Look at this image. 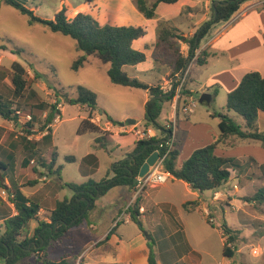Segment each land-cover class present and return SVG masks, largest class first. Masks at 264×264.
Listing matches in <instances>:
<instances>
[{
	"label": "trees",
	"instance_id": "trees-1",
	"mask_svg": "<svg viewBox=\"0 0 264 264\" xmlns=\"http://www.w3.org/2000/svg\"><path fill=\"white\" fill-rule=\"evenodd\" d=\"M5 3L22 15L29 18V23H39L46 26L51 32L59 33L72 38L79 51L83 53L73 64L74 70H79L86 63L89 57H95L103 64L110 65L107 71L110 81L119 86L145 90L149 93L150 99L146 105L145 120L148 125H158V118L165 102L172 101L175 96L180 80L173 83L170 91H164L161 85L150 86L137 79L130 78L124 71L126 66H135L146 61L144 52L133 47V43L144 37L147 30L143 26H133L118 23L112 20L100 21L96 16L86 11H78L73 16L69 15V7L65 3L52 20L38 17L35 12L27 8L17 0H4ZM94 0H87L86 6ZM137 10L147 19L156 18V10L160 3L175 4L179 0H133ZM214 3L211 6V19L204 22L195 34L186 37L175 29L171 22H160L157 29V45H163L174 49V72L173 78L185 72L196 52L201 46V42L208 36L211 30L218 24L228 22L232 16L238 12L241 5L249 0H209ZM89 2V3H88ZM189 9L186 10L188 12ZM175 41H181L189 45V54L184 56L175 49ZM0 50L7 51L6 45H0ZM22 49H11V53L22 55ZM209 54L200 51L195 60L199 66H204ZM11 82L14 87V96L22 98L28 88L26 80V69L18 62L11 66ZM36 78L39 75L35 74ZM188 76L182 85L181 95L191 96L192 92L187 88ZM77 97L68 99L71 105H86L92 111L98 109L97 95L84 86L77 87ZM170 94V96H168ZM217 91H215V95ZM34 98L32 105L31 120L24 124L25 136L17 140L24 151L23 166L28 167L32 161L37 160L41 167L48 168L49 172L58 174L61 180L62 166L55 169L57 154H52L51 162L42 156V147L52 142V127L55 119L61 112L58 103L47 104L41 101L40 96L34 91L31 92ZM158 97H161L158 99ZM154 98V100H151ZM184 103L180 101L178 104ZM180 107V106H178ZM226 108L238 114L244 121V125L238 124L228 114L220 115L219 129L220 138L207 146L196 149L191 156L183 162L181 167H177L179 151L174 150L164 161V169L173 179L187 183L191 190L204 193L207 191H218L226 186L231 178V169H239L241 163L234 159L219 156L216 150L221 142H225L230 137L241 140H253L264 143V131H260L258 117L260 112L264 113V77L258 72H249L244 75L239 85L228 94ZM17 112H20L17 114ZM47 113L44 119L41 118ZM107 115L106 111H102ZM22 112L14 111L11 104L0 98V117L11 122H18ZM27 116V115H26ZM108 116V115H107ZM93 113L84 119L78 130V135L87 133L98 134L96 143L106 149L109 141L104 139L100 126L95 124ZM108 119L116 124V121L108 116ZM44 120V121H42ZM120 124V123H119ZM36 125H41L39 133H43L40 139L29 138L30 135L38 133ZM164 129V128H163ZM158 138H144L137 141L135 149L124 159L112 165L108 177L95 181L89 179L82 184L64 183L62 186L69 188L73 192L70 199L59 202L51 212L50 222L39 218L40 206L26 197L21 192V187L13 184L9 193V202L13 205L16 214L12 215V209L0 199V222L3 221L0 230V264H20L23 261L34 258L37 264H71L67 259L59 262L48 259L47 249L60 243L69 233L70 229L80 226L88 217L89 212L95 208L96 202L105 196L112 188L119 186L133 187L136 185L140 169L146 159L157 149ZM16 145V143H14ZM13 144V145H14ZM12 147V146H11ZM9 150L7 155L0 150V170L8 172L15 164L16 154L19 152L18 145ZM25 148V149H24ZM1 149V145H0ZM29 153V154H28ZM68 163L76 162L74 156H67ZM85 165L90 166L86 168ZM97 168V159L91 154L82 160V173L90 174ZM36 171V169H34ZM55 170V171H54ZM113 174L111 178L109 175ZM37 184V181L31 185ZM264 189L260 190L255 199L262 201ZM188 206V205H186ZM135 213V211H133ZM136 221L134 215L132 216ZM37 222L38 226L31 232L30 223ZM211 224L210 222H208ZM223 231L227 240L223 247V254L228 259L235 257V251L228 247V243H233L236 238L234 231L223 226ZM154 240L149 244L148 264H157L154 252ZM43 254V256H42ZM235 264V263H233Z\"/></svg>",
	"mask_w": 264,
	"mask_h": 264
},
{
	"label": "rangeland",
	"instance_id": "rangeland-1",
	"mask_svg": "<svg viewBox=\"0 0 264 264\" xmlns=\"http://www.w3.org/2000/svg\"><path fill=\"white\" fill-rule=\"evenodd\" d=\"M17 1L33 10L38 17L43 19L52 20L55 14L66 3L69 7L70 16L82 10L91 11L100 21L112 20L110 17H107L106 13L100 11L101 8L92 7V5H95L93 1V3L88 2V6H86L87 0ZM202 16L199 14L195 18V21H199ZM0 45L8 47L7 51L3 52L0 50V95L3 100L11 104L14 111L20 110L22 112V116L18 122L7 121L0 117V150L7 155L9 148L13 149L15 148L14 146L18 145L20 149L16 154L14 166L8 172L0 170V199L3 203L5 205L10 203L7 191V189L11 188L10 182L11 185L13 182L17 185L21 184L30 187L28 189L32 192L42 187L44 190L47 181H49L51 187L53 186L54 189H56V184H60V182H63V184H82L87 182L89 178H83L79 172V160L90 153L96 154L99 158V168L96 174L90 178L96 181L105 178L110 172L112 165L123 159L126 147L132 141V138L128 135L115 136L113 144L108 149H104L98 147L100 145L96 144L95 139L97 135L89 133L84 136H78L77 130L83 119L89 116V111L81 105L69 104L68 99L76 98L78 95L77 87L84 86L97 95V110L100 112V114L97 113V116L103 120V124L106 122V115L102 111H107L112 116H115V114H119L122 111L128 112V110H132L133 115L131 119L142 123L145 118V106H143L145 91L113 84L107 74L110 65L103 64L95 57H91L90 61L79 70H74L72 68L74 62L83 55L78 50L76 42L70 37L51 32L42 24L35 23L31 25L27 16L22 15L15 8L7 5L4 0H0ZM11 49H22L25 52L22 55H16L10 52ZM10 57L15 58V61L26 69L28 88L22 98L14 96V87L10 77L13 63ZM147 66L148 62L143 65L145 67L142 68L143 70L138 71L133 66H126L124 67V71L130 78L137 75V79L142 82L155 83L156 78H160L167 69L165 66L157 65L155 72H152L145 70ZM199 71L203 73L207 70L200 69ZM189 73H191L189 86L195 91L193 99L197 103L195 111H197L199 122H206L205 118L211 121L212 117H214H211V115L215 114L217 117H220L222 108L226 109V94L223 92L218 97H215V100L210 104L200 103L199 99L205 93L203 87L200 85L201 79L195 75L193 70H189ZM35 74L39 75V78H36ZM167 82L169 84L167 91H169L172 83L170 80H167ZM34 91L40 96L41 101L47 104L58 102L63 107L60 121H57L58 123L55 121L51 125L52 129L54 128V142L43 146L41 152L44 159L48 162L52 159V154L58 153L56 167H63L61 170L62 180L59 179L58 174L55 172L51 174L47 167H41L35 159L28 167L23 166L25 155L22 145L17 140L26 134L24 132V124L28 120L25 118H27L26 115L31 114L32 105L35 103L31 95V92ZM208 111L210 114H208ZM262 115L263 119L260 118L258 123L260 131H264V114ZM182 117L181 115L180 118L182 119ZM41 118L44 119L43 116ZM231 118L240 125L244 124L243 119L236 113L232 112ZM127 120L124 119L119 122L128 125ZM119 122L116 121V127L119 125ZM159 122L162 124L164 121L160 119ZM178 126L177 135L181 137L178 141L180 147L179 161H181L187 154V149L185 150L187 140L192 141V137L188 136V133L186 134V122L179 121ZM40 127L41 125H36L35 130L33 129L32 132H38ZM215 130L219 132L218 126L215 127ZM114 131H117V128ZM185 134L186 141L185 136L182 138V135ZM40 136L39 132L33 135L35 139H38ZM110 136V132L108 131L107 134L103 135L104 139L108 141H110ZM244 142H247L244 145L246 147L249 145L263 148L259 152L251 150L249 154L255 156L256 160L258 159L264 163V143L253 140H246ZM131 146L129 145V147ZM244 153L246 155L248 152L245 151ZM233 154L236 155L238 153L235 152ZM66 156H74L78 161L76 163H68L65 159ZM250 170L251 173L246 178H240L233 171L231 174L232 181L229 182V186L226 188L230 192H223L219 196L218 201L213 200L214 191L203 193L202 198L209 205L208 214L204 211V217L197 211L190 215L179 212V221L185 229L186 235L202 255V264H224V262L228 261L223 254L221 231L224 225L231 228L234 224L238 226L240 223L243 224V227H240V229L244 234H241L240 231L232 227V231L236 230L234 231L235 234H233L236 240L233 243L227 244L228 247H231L235 251V257L232 260L235 261V264H264V197L262 201L258 199L254 200L256 195L260 194V190L264 189V164L260 167L256 162ZM253 177L254 180L252 179ZM34 181H37V184L31 185ZM235 184L239 185V190L233 189ZM62 185L63 189L60 188L54 194L55 196H53L57 204L65 198L70 199L73 195L69 188ZM159 188H148L146 192L155 193L156 199L161 200L164 197V190L159 191ZM179 190L184 194L181 187ZM234 193H237L238 199L232 196ZM177 196L183 195L179 193ZM111 200V198L106 200L104 205H109ZM231 203H233L232 206L227 207ZM89 214L90 216H95L97 227L99 229L103 228L107 216L105 217L104 214L97 210L93 214ZM62 241L59 243L61 245L58 248L51 251L52 255L55 254V258L64 256V253L67 252L63 247ZM172 241L176 246L175 254L177 259L180 258L182 260L186 253L183 234L177 232ZM22 264H26V262ZM33 264H37L34 258Z\"/></svg>",
	"mask_w": 264,
	"mask_h": 264
},
{
	"label": "crops",
	"instance_id": "crops-1",
	"mask_svg": "<svg viewBox=\"0 0 264 264\" xmlns=\"http://www.w3.org/2000/svg\"><path fill=\"white\" fill-rule=\"evenodd\" d=\"M153 1L155 0H150V2ZM93 2L95 5H92V7L96 6L101 8L100 11L106 13L108 15L107 17H110L112 21L133 26H143L146 28V35L136 40L133 43V47L138 51L144 52L147 59L145 62L133 67L136 71L143 70L142 68H145L143 65L148 62V66L145 70L155 72L157 65L165 66L167 68L166 71L160 78H156L155 83L143 82L150 86L161 85V87L165 89L169 86L167 80H170L172 84L175 83V78H173V61L175 58L174 49H170L169 46L157 45V29L159 23L165 21L171 22L172 26L180 33H183L186 37H191L204 22L211 19L212 3L209 0H179L175 4L160 3L156 10V18L154 19L145 18L144 15L137 10L133 0H94ZM187 9H189L188 12H186ZM86 12L94 15L91 11ZM199 14L203 15L202 18L199 21H195V18H197ZM174 45L175 49L179 50L185 57L188 56V44L175 41ZM202 50L209 54L206 64L204 66H199L194 60L189 66L190 70H193L195 75L201 79L200 85L203 87V91L212 95L211 102L223 92L228 97V94L239 85L244 75L249 72H258L264 77V0H249L243 3L238 12H236L228 22L220 23L211 30L208 36L202 40L201 46L196 53H200ZM5 53L7 54V52ZM167 57L169 58L166 59ZM90 58L91 57L88 58V62ZM10 60L12 63L16 62L13 57H10ZM200 69H205L207 71L201 73V71H199ZM133 79H137V75L133 76ZM190 80L191 73L188 74L187 88L192 92L191 96L188 97L193 98L195 91L189 86ZM215 91H217L216 95ZM0 98H2L1 95ZM149 99V93L145 91L143 101L145 114ZM181 104H177L175 99L165 102L160 117L158 118V125H148L145 118L142 123L135 120L136 123L134 125H125L119 121L131 119L133 115L132 110H128V112L122 111L119 114H115V116H112L106 111L111 119L120 123L117 127L108 119L107 115L106 122L103 124V120L97 116V113L100 114L98 110L92 111L86 105L81 106L85 107L89 111V114L91 112L93 113L94 119L92 121L95 124L100 126L103 131L110 132V141L106 149L113 144L115 136L128 135L132 138V141L129 142V145L132 146L129 147L128 145L126 147L123 159L133 152L137 141L153 137L162 139L166 135V131L163 128L170 120L176 119L178 122H186V134L188 133V136L192 137V141L189 139L187 140L185 146V150L187 149L186 157L182 158L181 161H179L180 155L178 157L177 167L179 168L196 149L216 142L221 135L220 129L219 132L215 130L216 126L219 128L220 117H217L215 114L211 115V117L214 116L211 121L205 118L206 122H199L197 111H194L191 115H184L177 109ZM58 108L62 114V105L58 104ZM221 111V115L228 114L230 117L232 116L233 111H228L227 108H222ZM46 114L45 112L43 117H45ZM208 114H210L209 111ZM262 114L264 113L260 112L258 123L260 118L263 119ZM181 115L183 116L182 119L180 118ZM160 119L164 121L162 124L159 122ZM59 121L60 116L58 122ZM116 128L117 131H114ZM52 131H54V128ZM53 133L54 132H52V143L54 142ZM186 134L182 135V138L185 136V141ZM95 135H97V138L99 137L98 134ZM42 136L43 135L38 139ZM180 138L181 137L178 136L176 132L175 149L178 151L180 149L178 144ZM244 141L246 140L241 141L239 138L230 137L225 140V142H221L216 150L217 155L234 158L241 163L239 169H231V174L234 171L240 178L249 177L251 173L250 169L256 162L260 167L264 164L262 161L256 160L255 156L249 154L251 150L259 152L263 150V148L256 146L252 147L248 144V147H246L244 145L247 142ZM9 150L12 149L9 148ZM245 151L248 152V155H245ZM235 152L238 154H233ZM56 154L58 158V153L56 152ZM91 154L97 159V168L90 174L82 173V160ZM76 161H78L77 158ZM85 166L86 168H90L88 165ZM56 168L55 165V169ZM98 168L99 158L94 153L87 154L79 160V172L83 178L92 179L90 177L96 174ZM112 176L113 174H110L109 178ZM106 177H108V174ZM252 179L254 180V177ZM230 181H232V178H230L223 191L222 188L214 192V201H218L219 195L223 192L225 193V189L229 186L228 184ZM13 184L12 182V185ZM62 184L63 182L56 184V189H54L53 186L51 187L49 181H47L44 190L42 187L35 192L30 191L28 189L30 187L21 184L18 186L21 187V192L26 197H29L40 206L39 218L50 222L51 212L57 205L56 199L53 196H55L54 194H56L60 188L63 189L61 187ZM12 185L10 182V187ZM238 186L239 185H237V187ZM180 187L183 189L184 194L180 192ZM161 190H164V197L161 198V200L156 199L154 196L155 193L145 191L138 199L135 206L129 207L133 199V187L119 186L112 188L105 196L96 202L95 208L89 212L93 214V212L97 210L104 214L105 217L107 216L103 228L99 229L95 223V216H90V214H88L87 219L80 226L70 229L68 235L63 239V247L67 250V252L64 253L65 255L55 258V254H51L52 250H55V248L61 245L56 243L54 246L52 245L47 249L46 255L48 259L56 262L67 259L71 264H75L80 257H82V264H148L150 253L149 244L154 240V252L157 264H202V255L200 251L192 244L179 221V212L190 215L197 211L200 215H203L204 211L207 212L209 209L207 201L202 198L204 194L191 190L187 183L173 179L171 176L166 184L160 186L159 191ZM179 193L183 196H177ZM216 194H219L217 196L218 198H216ZM186 195H188V197H186ZM232 196L238 199L237 193H234ZM109 198L112 199L109 205H104V202ZM232 204L233 203L228 204L227 207L232 206ZM186 205H189L188 208H186ZM8 206L12 209V215H15L16 211L13 205L9 203ZM141 208L144 209V212L140 211ZM133 211H135V213ZM133 215L136 221L133 219ZM2 222L3 221L0 222V230H2ZM37 226V222H31V232ZM232 227L240 231L241 234H244L240 229V227H243V224L240 223L238 226L234 224ZM232 227L230 229H232ZM145 230L147 235H145ZM177 232L183 234L184 237L186 253L182 260H180V258L177 259L175 254L176 246L172 241ZM221 236L224 247L227 236H225L223 229L221 231ZM226 259L228 261L224 262V264L235 263L234 260ZM24 262H26V264H33V258L23 261L22 263Z\"/></svg>",
	"mask_w": 264,
	"mask_h": 264
},
{
	"label": "built area",
	"instance_id": "built-area-1",
	"mask_svg": "<svg viewBox=\"0 0 264 264\" xmlns=\"http://www.w3.org/2000/svg\"><path fill=\"white\" fill-rule=\"evenodd\" d=\"M198 54L199 53H196V57L193 59V61L196 60ZM189 70H190V66H188L187 70L184 72V77L182 79H178L180 80V84L177 87L175 96H174V99L177 104L180 101L185 100L184 103L182 102L180 107H177V109L180 110L184 115L193 114L196 108V104H197L196 101L192 97H187V96L183 97L181 95L182 85L185 82V79L187 78L189 74ZM172 86L173 84H171V89H172ZM162 89L167 92V89L165 88H162ZM19 113L20 112H17V114ZM25 119L30 121L31 116L27 115V118ZM58 120H59V117L55 119L56 122ZM177 129H178V121L176 119H172L166 123L164 127V130L166 131V135L162 139H160L159 143L157 144V149L155 150V152H159L160 154L159 159L156 162L155 166L151 167L150 171L145 176L137 177L136 185L133 188V199L129 207L135 206L138 199L143 195V193L148 188H158L168 182L170 175L164 169V161L169 157L170 153L175 150ZM40 134L43 135V133H40ZM32 137L33 135L29 136V138H32ZM233 189H238L237 185H234ZM225 191L227 193L230 192L227 189ZM218 195L219 194H216V198H218L217 197ZM140 211L144 212V209L141 208ZM81 259L82 257H80L79 260L75 264H82Z\"/></svg>",
	"mask_w": 264,
	"mask_h": 264
},
{
	"label": "water",
	"instance_id": "water-1",
	"mask_svg": "<svg viewBox=\"0 0 264 264\" xmlns=\"http://www.w3.org/2000/svg\"><path fill=\"white\" fill-rule=\"evenodd\" d=\"M212 6H214V3H212ZM184 77V72H182L178 77L175 78V82L176 80L179 78V79H182ZM170 96V94L168 95ZM161 97H158V99H160ZM151 100H154V98H152ZM212 101V95L209 94V93H204L201 95L200 99H199V102L200 103H208L210 104ZM136 123V121L134 119H128L127 120V124L128 125H134ZM159 152H153L145 161V163L143 164V166L141 167L140 169V173H139V177H143L145 176L149 171H150V168L155 166L156 162L158 161L159 159ZM145 235L146 232H145Z\"/></svg>",
	"mask_w": 264,
	"mask_h": 264
}]
</instances>
